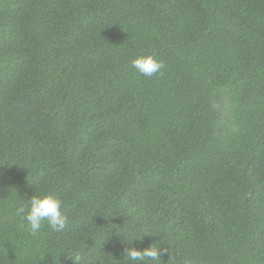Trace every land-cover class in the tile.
Masks as SVG:
<instances>
[{
	"label": "trees",
	"instance_id": "1",
	"mask_svg": "<svg viewBox=\"0 0 264 264\" xmlns=\"http://www.w3.org/2000/svg\"><path fill=\"white\" fill-rule=\"evenodd\" d=\"M45 193L69 224L32 235ZM134 235L264 264V0H0V264H130Z\"/></svg>",
	"mask_w": 264,
	"mask_h": 264
},
{
	"label": "clouds",
	"instance_id": "2",
	"mask_svg": "<svg viewBox=\"0 0 264 264\" xmlns=\"http://www.w3.org/2000/svg\"><path fill=\"white\" fill-rule=\"evenodd\" d=\"M131 63L137 72L148 77L158 74L163 68L162 61L152 54L138 55ZM62 203L60 198L49 193L32 195L24 215L30 234L36 235L45 224L53 231H64L69 224V217L61 211ZM20 211L24 213L25 209L21 207ZM142 238L134 235L130 242L123 240L125 244L129 245L124 248L123 256L130 264H141V262L143 264H161L162 256L167 249L161 248L159 243H152L143 249L132 246L134 240L142 241ZM68 255L74 264H80L79 256Z\"/></svg>",
	"mask_w": 264,
	"mask_h": 264
}]
</instances>
